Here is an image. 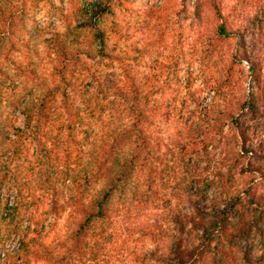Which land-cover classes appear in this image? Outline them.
I'll list each match as a JSON object with an SVG mask.
<instances>
[{"label":"rangeland","instance_id":"1","mask_svg":"<svg viewBox=\"0 0 264 264\" xmlns=\"http://www.w3.org/2000/svg\"><path fill=\"white\" fill-rule=\"evenodd\" d=\"M50 1L0 0L2 137L12 135V127L23 128V109L46 89L60 83L59 60L45 40L59 34L60 38L72 41L73 35L68 39L67 34L80 23L79 8L96 0H52L59 8L56 13L48 7ZM97 22L104 32L103 41L84 29L78 32L79 39L69 44L73 57L66 71L68 96L51 95L41 120L40 136L45 151L36 152V141L29 138L16 163L15 172L21 173L25 184L18 200L24 220L20 224L30 223L32 234L38 233L47 243L65 239L80 220L73 210L90 201L104 184L98 181L78 190L72 180L85 175L98 154L101 140L107 141L124 119L120 102L116 98L109 101L110 97L97 89L99 85L113 83V92L118 88L137 91L149 110L150 129L163 144L196 133L188 125L191 109L207 107L216 112L227 102L253 92L261 115L258 119L248 115L242 121L251 134L264 136V0H114ZM222 23L235 33L219 34ZM245 56L258 63V76L247 73L240 79L236 67L235 79L240 80L233 81L225 93H215L225 67L235 57ZM241 66L249 69L246 60ZM186 97L195 103L184 101ZM68 124L72 126L70 132ZM230 137L228 131L209 155L200 152L188 168L186 164L176 165L179 181L173 180L166 187L191 188L194 176L204 173L207 166L221 164V157L233 142ZM9 149L0 138L2 158ZM232 180L230 175L227 184ZM2 194L8 204L14 203L12 191L5 189ZM123 198L121 194L115 202L120 203ZM24 212L30 222H25ZM136 214L143 217L147 213L130 207V218L122 217L116 224L118 248L103 252V261L98 264H142L139 252L145 235L141 231L148 222H134ZM236 219L232 212L230 222ZM155 224L154 248L162 238L172 239L175 235L170 223ZM256 244L260 246L257 241Z\"/></svg>","mask_w":264,"mask_h":264},{"label":"trees","instance_id":"2","mask_svg":"<svg viewBox=\"0 0 264 264\" xmlns=\"http://www.w3.org/2000/svg\"><path fill=\"white\" fill-rule=\"evenodd\" d=\"M113 1L96 0L79 8L80 23L77 29L69 30L68 39L72 34V41L78 40V32L89 29L103 41L104 32L97 18L109 11ZM48 7L53 13L59 10L52 0ZM233 33L220 24L219 34ZM72 41L60 38L59 34L45 40L59 60L60 83L46 89L23 109L24 127H12L14 138L10 133L0 136L11 148L4 152L5 158L0 156V264H98L103 261V252L118 248L116 224L122 217L130 218L131 206L147 213L143 217L136 214L133 219L148 222L144 226L148 232L141 231L145 235L139 252L142 264H264V136L251 134L242 121L248 115L257 119L261 115L253 92L227 102L216 112L207 107L191 109L188 125L196 133L163 144L150 129L149 110L137 91L118 88L113 92L115 84L99 85L97 89L110 97L109 101L116 98L120 102L124 119L107 141L101 140L98 154L85 175L72 180L78 190L87 189L98 181H104L102 188L90 201L73 210L80 220L63 241L47 243L38 233L32 234L30 223L20 224L24 220L18 200L25 184L21 173L15 172L16 163L22 156L23 143L29 138L35 139L36 152L45 151L40 136L41 120L51 95L68 96L66 71L73 57L69 47ZM245 57H235L225 67L215 93H225V89L233 86V81L247 73L258 76V63ZM244 60L249 64L247 71L241 66ZM236 67L240 79H235ZM188 100L195 103L192 98H184ZM67 129L72 130L71 124ZM228 131L233 142L221 157L220 165L207 166L204 173L194 176L189 189L166 187L173 180L179 181L175 174L179 163L187 167L200 152L209 155L214 144L227 137ZM228 174L233 177L229 184ZM195 187H199L198 190H194ZM5 189L13 192V204L6 202L2 194ZM121 194L124 198L116 203L115 198ZM232 212L237 217L234 223L230 222ZM24 217L25 222H30L25 212ZM155 222H168L175 231L172 239L162 238L156 248L153 246ZM11 241L16 243L9 247Z\"/></svg>","mask_w":264,"mask_h":264}]
</instances>
